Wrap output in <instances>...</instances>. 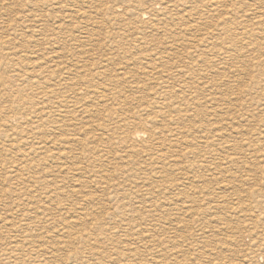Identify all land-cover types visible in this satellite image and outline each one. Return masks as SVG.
<instances>
[{"label":"rangeland","instance_id":"1","mask_svg":"<svg viewBox=\"0 0 264 264\" xmlns=\"http://www.w3.org/2000/svg\"><path fill=\"white\" fill-rule=\"evenodd\" d=\"M215 1L0 0V264H264V0Z\"/></svg>","mask_w":264,"mask_h":264},{"label":"bare ground","instance_id":"2","mask_svg":"<svg viewBox=\"0 0 264 264\" xmlns=\"http://www.w3.org/2000/svg\"><path fill=\"white\" fill-rule=\"evenodd\" d=\"M123 1H125V0H123ZM127 1H128V0H126V2H127ZM145 1H146V0H145ZM163 1H164V0H163ZM202 1H203V0H201V2H202ZM207 1H209V0H207ZM212 1H213V0H212ZM236 1H237V0H236ZM149 2H150V0H149ZM157 2H158V1H157ZM192 2H193V0H192ZM198 2H199V0H198ZM204 2H205V1H204ZM214 2H215L216 5L219 3V2H216L215 0H214ZM122 3H125V2H122ZM122 3H121V4H122ZM151 3H152V2H151ZM153 3H154V2H153ZM169 3H170V2H169ZM223 3H224V2H223ZM223 3H222V4H223ZM225 3H226V2H225ZM237 3H239V1H238ZM155 4H156V3H155ZM158 4H159V3H157V5H158ZM173 4H174V3H173ZM211 4L213 5V2H211ZM127 5H128V4H127ZM157 5H156V6H157ZM160 5H161V4H160ZM174 5H175V4H174ZM207 5H209V4H207ZM223 5H224V4H223ZM152 6H153V5H152ZM195 6H196V5H195ZM205 6H206V4H205ZM209 6H211V5H209ZM227 6H228V3H227ZM252 6H253V5H252ZM254 6H255V5H254ZM160 7H161V6H160ZM172 7H173V6H172ZM174 7H175V6H174ZM174 7H173V8H174ZM214 7H215V6H214ZM235 7H236V6H235ZM165 8H166V7H165ZM206 8H207V6H206ZM217 8H219V7H217ZM166 9H167V8H166ZM169 9H170V8H169ZM181 9H182V8H181ZM215 9H216V8H215ZM221 9H222V8H221ZM237 9H238V8H237ZM197 10H198V9H197ZM204 10H205V9H204ZM232 10H233V9H227V10L225 9L224 16H226L225 18H226L227 20H228V16L231 15V14L234 12V11H232ZM235 10H236V9H235ZM163 11H164V10H163ZM166 11H167V10H166ZM177 11H178V10H177ZM180 11H181V10H180ZM206 11H207V10H206ZM210 11H211V10H210ZM215 11H216V10H215ZM238 11H239V10H238ZM194 12H195V11H194ZM177 13H178V12H177ZM204 13L206 14V12H204ZM213 13H214V12H213ZM145 14H146V13H145ZM150 14H151V13H150ZM159 14H160V13H159ZM192 14H193V13H192ZM211 14H212V13H211ZM215 14H216V13H215ZM142 15H144V13H143ZM185 15H186V14H185ZM191 16H192V15H191ZM196 16H197V15H196ZM198 16H199V14H198ZM203 16H204V15H203ZM235 16H236V15H235ZM235 16H234V17H235ZM238 16H239V15H238ZM165 17H166V16H165ZM183 17H184V16H183ZM193 17H194V16H193ZM200 17H201V16H200ZM211 17H212V16H211ZM216 17H217V15H216ZM220 17H221V16H220ZM230 17H231V16H230ZM258 17H259V16H258ZM159 18H160V17H159ZM168 18H170V17H168ZM188 18H189V17H188ZM201 18H202V17H201ZM213 18H215V16H214ZM217 18H218V17H217ZM222 18H223V17H222ZM225 18H223V20H224ZM260 18H261V17H260ZM160 19H161V18H160ZM162 19H164V17H163ZM233 19H234V18H233ZM204 20H205V19H204ZM209 20H210V19H209ZM211 20H213V19H211ZM215 20L217 21V19H215ZM223 20L221 21V19H220V21L222 22V23H221L222 32H223V26L226 25V22H224ZM186 21H187V20H186ZM192 21H193V20H192ZM197 21H198V20H196V22H197ZM152 22H153V21H152ZM174 22H175V20H174ZM184 22H185V20H184ZM202 22H203V21H202ZM209 22H210V21H209ZM228 22H229V21H228ZM231 22H232V21H231ZM161 23H162V22H161ZM189 23H190V22H189ZM189 23H188V24H189ZM211 23H212V22H211ZM213 23H214V22H213ZM229 23H230V22H229ZM154 24H155V23H154ZM158 24H159V23H158ZM188 24H187V25H188ZM204 24H205V23H204ZM208 24H209V23H208ZM218 24H219V22H218ZM231 24H232V23H231ZM237 24H238V23H237ZM166 25H167V24H166ZM181 25H182V23H181ZM185 25H186V23H185ZM193 25H194V24H193ZM201 25H202V24H201ZM213 25H214V24H213ZM153 26H154V25H153ZM155 26H156V25H155ZM155 26H154V27H155ZM183 26H184V23H183ZM195 26H196V28L198 29V27H199L200 25H199V26H198V25H195ZM197 26H198V27H197ZM237 26H238V25H237ZM208 27H209V26H208ZM218 27H219V26H218ZM218 27H217V28H218ZM257 27H258V26H257ZM217 28H216V29H217ZM242 28H243V27H242ZM183 29H184V28H183ZM187 29H188V28H187ZM227 29H228V28H227ZM239 29H240V28H239ZM220 30H221V29H220ZM220 30H219V31H220ZM229 30H230V29H229ZM232 30H233V29H232ZM232 30H231V32H232ZM237 30H238V29H237ZM237 30H236V31H237ZM191 31H192V30H191ZM196 31H197V30H196ZM238 31H240V30H238ZM194 32H195V31H194ZM222 32H221V34H222ZM228 32H229V31H228ZM240 32H241V31H240ZM215 33H216V30H215ZM232 33H233V32H232ZM234 33H235V32H234ZM189 34H190V33H189ZM193 34H194V33H193ZM206 34H207V33H206ZM228 34H229V33H228ZM198 35H199V34H198ZM203 35H204V34H203ZM223 35H224V33H223ZM231 35H232V34H231ZM238 35H240V34H238ZM211 36H213V35H211ZM220 36H221V35H220ZM233 36H234V35H233ZM242 36H244V35H242ZM202 37H203V36H202ZM207 37H208V36H207ZM214 37H216V36H214ZM214 37H213V38H214ZM223 37H225V36H223ZM228 37H229V36H228ZM228 37H227V39H228ZM235 37H239V36L235 35ZM199 38H200V37H199ZM209 38H210V37H209ZM218 38H219V37H218ZM240 39H241V38H240ZM3 40H4V39L1 40V38H0V45H3V44L5 45V42H4ZM199 40H200V39H199ZM210 40H211V39H210ZM223 40L225 41V39H223ZM204 41H205V39H204ZM204 41H202V39L200 40V42L198 41L199 43H198L197 46H196L197 49H199V48L202 46V43H203ZM208 41H209V40H208ZM212 41H213V40H212ZM216 41H217V40H216ZM233 41H234V40H233ZM210 42H211V41H210ZM221 42H223V41H221ZM227 42H228V41H227ZM223 43H224V42H223ZM225 43H226V42H225ZM204 44H206V43H204ZM204 44H203V45H204ZM204 46H205V45H204ZM206 46H207V45H206ZM212 46H213V45H212ZM225 46H226V45H225ZM225 46H223V47H225ZM2 47H3V46H2ZM2 47H1V48H2ZM1 48H0V49H1ZM204 48H205V47H204ZM207 48H208V47H207ZM221 48H222V47H221ZM201 49H202V48H201ZM226 50H227V49H226ZM7 51H8V50H7ZM220 51H221V50H220ZM223 53H224V52H223ZM223 53H217L216 57H219V58H220V57H221L220 55H223ZM1 54H2V53H1ZM202 55H203V54H202ZM9 56H10V55H9ZM56 56H57V55H56ZM214 56H215V54H214ZM12 57H13V56H12ZM216 59H217V58H216ZM53 60H54V59H53ZM111 60H112V59H111ZM162 60H163V59H162ZM197 61H198V60H197ZM200 61H201V60H200ZM32 62H33V61H32ZM202 62H203V61H202ZM213 62H214V61H213ZM217 62H218V60H217ZM46 63H47V62H46ZM108 63H109V62H108ZM162 63H163V62H162ZM214 63H215V62H214ZM225 63H226V62H225ZM178 64H179V63H178ZM201 64H202V63H201ZM203 64H204V63H203ZM20 65H21V63H20ZM212 65H213V63H212ZM18 66H19V65H18ZM85 66H86V65H85ZM85 66H79V67H78V66H75L74 68L76 69V68L78 67V69H79V68L81 69V68H83V67H85ZM153 66H154V65H153ZM214 66H217L216 63L214 64ZM214 66H213V67H214ZM35 67H36V66H35ZM69 67H70V66H69ZM71 67H72V66H71ZM71 67H70L69 69H71ZM86 67H87V66H86ZM96 67H97V66H96ZM105 67H107V66H105ZM163 67H165V66H163ZM171 67H172V66H171ZM184 67H185V66L183 65V68H184ZM206 67H207V66H206ZM41 68H42V67H41ZM91 68L93 69L94 66L91 67ZM159 68H160V67H159ZM210 68H211V66L209 67V69H210ZM26 69H27V68H26ZM72 69H73V68H72ZM143 69H144V68H143ZM150 69H151V66L146 67L145 70H144V72H142V73H143L144 75L148 76V74L150 73ZM154 69H155V68H154ZM165 69H166V68H165ZM173 69H174V68H173ZM173 69H172V70H173ZM178 69H180V68H178ZM186 69H187V68H186ZM193 69H194V67H193ZM207 69H208V68H207ZM207 69H206V70H207ZM33 70H34V68H33ZM85 70L87 71V68H86ZM151 70H152V69H151ZM155 70H156V69H155ZM184 70H185V69H184ZM210 70H211V69H210ZM35 71H36V70H35ZM38 71H40V70H38ZM71 71H72V70H71ZM76 71H77V69H76ZM117 71H118V70H117ZM160 71H161V70H160ZM169 71H170V69H169ZM79 72H80L79 74H81V71H80V70H79ZM92 72H93V71H92ZM95 72H96V69H95ZM95 72H94V73H95ZM119 72H120V71H119ZM201 72H202V71H201ZM203 72H204V71H203ZM214 72H215V70H214ZM34 73H35V72H34ZM41 73H42V72H41ZM89 73H90V72H89ZM121 73H122V74H121ZM159 73H162V72H159ZM167 73H168V72H167ZM174 73H175V72H174ZM178 73H179V72H178ZM181 73H182V72H181ZM192 73H194V72H192ZM75 74H76V73H75ZM100 74H101V72H100ZM102 74H103V73H102ZM104 74H105V73H104ZM120 74H121V75H125V77H127V78H131V77L133 78V77H134V76H133L134 74L128 73L127 71H125V69H122V71L120 72ZM157 74H158V73H157ZM170 74H171V73H170ZM190 74H191V73H190ZM210 74H211V73H210ZM39 75H40V74H39ZM43 75H44V74H43ZM43 75H41V76L43 77ZM81 75H82V74H81ZM83 75H84V74H83ZM182 75H183V74H182ZM182 75H181V77H182ZM193 75H194V74H193ZM85 76H86V75H85ZM90 76H91V74H90ZM94 76H96V74H95ZM100 76H101V75H100ZM116 76H117V75H116ZM153 76H154V75H153ZM163 76H164V75H163ZM188 76H189V75H188ZM198 76H199V75H198ZM209 76H210V75H209ZM37 77H38V76H37ZM42 77H40V78H42ZM46 77H48V76H46ZM46 77H44V79H45ZM96 77H97V76H96ZM164 77H165V76H164ZM167 77L169 78V76H167ZM167 77H166V79H167ZM192 77H193V76H192ZM202 77H205V76H202ZM202 77H201V78H202ZM26 78H28V77H26ZM30 78H31V77H30ZM34 78H36V77H34ZM85 78H88V77H85ZM99 78H100V77H99ZM117 78H118V77H117ZM117 78H116V79H117ZM161 78H162V77H161ZM208 78H209V77H208ZM36 79H37V78H36ZM36 79H35V80H36ZM95 79H97V78H95ZM116 79H115V80H116ZM166 79H165V81H166ZM193 79H195V78H193ZM206 79H207V78H206ZM31 80H32V79H31ZM46 80H47V79H46ZM92 80H93V79H92ZM156 80H157V79H156ZM203 80H204V79H203ZM19 81H20V80H19ZM37 81H38V79H37ZM86 81H87V80H86ZM167 81H168V79H167ZM167 81H166V82H167ZM208 81H209V80H208ZM216 81H217V80H216ZM28 82H29V81H28ZM82 82H83V81H82ZM163 82H164V81H163ZM42 83H43V82H42ZM47 83H48V82H47ZM92 83H93V82H92ZM164 83H165V82H164ZM31 84H32V82H31ZM45 84H46V83H44L43 85H45ZM64 84H65V83H64ZM82 84H83V83H82ZM82 84H81V85H82ZM89 84H91V83H89ZM89 84H88V85H89ZM211 84H212V82H211ZM22 85H23V83H22ZM26 85H27V84H26ZM43 85H42V86H43ZM47 85H48V84H47ZM92 85H93V84H92ZM95 85H97V84H95ZM212 85H213V84H212ZM31 86H32V85H31ZM160 86H161V85H160ZM35 87H37V85H36ZM68 87H73V88H75V87H81V86L78 85V83H74V84H69ZM94 87H95V86H94ZM94 87H93V90H92V91L90 90V93H89V94H90V97H92V99H93L95 102H97V103H98V102H104L105 99H106V97H107V94L105 93V90H104L103 88H95V89H94ZM85 88H87V87H85ZM137 88H138V87H137ZM162 88H163V86H162V87H159V90H161ZM45 89H46V88H45ZM78 89H79V88H78ZM90 89H91V87H90ZM167 89H168V88H167ZM167 89L165 88V90H167ZM41 90H42V89H41ZM62 90H63V89H62ZM65 90H66V89H65ZM88 90H89V88H88ZM170 90H173V89H170ZM203 90H204V89H203ZM208 90H210V89H208ZM161 91H162V90H161ZM161 91H158V92H161ZM175 91H176V90H175ZM179 91H180V89H179ZM204 91H205V90H204ZM215 91H216V90H215ZM22 92H24V91H22ZM158 92H156V93H158ZM169 92H170V91H169ZM173 92H174V91H173ZM177 92H178V91H177ZM224 92H225V91H224ZM53 93H54V92H53ZM53 93H52V94H53ZM163 93H164V92H163ZM175 93H176V92H175ZM175 93H174V94H175ZM178 93H179V92H178ZM192 93H193V92H192ZM52 94H51V95H52ZM87 94H88V93H87ZM87 94H85V95H87ZM159 94H160V93H159ZM166 94H167V93H166ZM168 94H169V93H168ZM176 94H177V93H176ZM46 95H47V94H46ZM80 95H81V94H80ZM83 95H84V94H83ZM155 95H156V94H155ZM161 95H162V94H161ZM171 95H173V94H171ZM188 95H189V94H188ZM190 95H191V94H190ZM194 95H195V93H194ZM196 95H197V94H196ZM174 96H175V95H174ZM176 96L178 97V95H176ZM179 96H180V94H179ZM182 96H183V95H182ZM191 96H192V95H191ZM197 96H198V95H197ZM211 96H212V95H211ZM81 97H83V96H81ZM84 97H85V96H84ZM90 97H88V98L91 99ZM165 97H166V96H164V98H165ZM207 97H208V96H207ZM151 98H152V97H151ZM169 98H171V96H170ZM172 98H173V97H172ZM180 98H181V97H180ZM193 98H194V97H193ZM213 98H214V97H213ZM80 99H81V98H80ZM80 99H79V100H80ZM107 99H108V98H107ZM159 99H160V98H159ZM159 99H158V100H159ZM166 99H167V97H166ZM184 99H185V98H184ZM188 99H190V98H188ZM79 100H78V102H79ZM86 100H87V99H86ZM163 100H164V99H163ZM207 100H208V99H207ZM211 100H213V99H211ZM80 101L82 102V100H80ZM87 101H88V100H87ZM87 101L84 100V102H87ZM160 101H161V100H160ZM164 101H165V100H164ZM209 101H210V100H209ZM209 101H208V102H209ZM88 102H89V101H88ZM172 102H173V101H172ZM193 102H194V101H193ZM197 102H198V101H197ZM210 102H211V101H210ZM216 102H217V101H216ZM162 103H163V102H162ZM187 103H188V102H187ZM212 103H213V101H212ZM153 104H154V103H153ZM155 104H156V103H155ZM158 104H159V103H158ZM164 104H165V103H164ZM81 105H82V104H81ZM83 105H84V104H83ZM162 105H163V104H162ZM162 105H160V106H162ZM168 105H170V104H168ZM212 105H213V104H212ZM76 106H77V103H76ZM157 106H159V105H157ZM160 106H159V107H156V106H155L156 108H158V112H159V113H160V108H161ZM163 106H164V105H163ZM163 106H162V107H163ZM42 107H44V106H42ZM46 107H47V106H46ZM83 107H85V105H84ZM167 107H169V106H167ZM170 107H171V106H170ZM170 107H169V108H170ZM173 107H174V106H173ZM173 107H172V108H173ZM185 107H186V106H185ZM194 107H195V106H194ZM197 107H198V106H197ZM164 108H165V107H164ZM176 108H177V107H176ZM176 108H175V109H176ZM39 109H40V108H39ZM78 109H79V108H78ZM80 109H81V108H80ZM80 109H79V110H80ZM43 110H44V109H43ZM82 110H83V109H82ZM82 110H81V111H82ZM161 110H163V108H162ZM166 110H167V109H166ZM181 110H182V109H181ZM183 110H184V109H183ZM188 110H189V109H188ZM188 110H187V111H188ZM192 110H194V109H192ZM219 110H220V109H219ZM184 111H185V110H184ZM184 111H183V112H184ZM32 112H34V111H32ZM78 112H79V111H78ZM84 112H85V110H84ZM89 112H90V111H89ZM172 112H174V111H171V114H172ZM178 112L180 113V111H178ZM188 112H189V111H188ZM188 112H186V113H188ZM29 113H31V112H29ZM79 113H80V112H79ZM166 113H168V112H166ZM181 113H182V112H181ZM189 113H190V112H189ZM219 113H220V112H219ZM221 113H222V112H221ZM52 114H53V113H52ZM64 114H67V113H64ZM85 114H86V112H85ZM22 115H23V114H22ZM22 115H21V116H22ZM26 115H27V114H26ZM30 115H31V114H30ZM34 115H35V114H34ZM40 115H41V114H40ZM61 115H62V114H61ZM67 115H68V114H67ZM83 115H84V114H83ZM87 115H89L88 112H87ZM164 115H165V114H164ZM168 115H169V114H168ZM168 115H167V116H168ZM174 115H175V114H174ZM176 115H177V113H176ZM38 116H39V115H38ZM64 116H65V115H64ZM79 116H80V115H79ZM91 116H92V115H91ZM152 116H153V115H152ZM155 116H156V115H155ZM171 116H172V115H171ZM12 117H13V116H12ZM40 117H41V116H40ZM46 117H47V115H46ZM75 117H76V116H75ZM86 117H87V116H86ZM153 117H154V116H153ZM160 117H162V116H160ZM175 117H176V116H175ZM41 118H42V117H41ZM61 118H62V117H61ZM155 118H156V117H155ZM177 118H178V117H177ZM9 119H10V118H9ZM32 119L34 120V118H32ZM36 119L38 120V118H36ZM156 119H157V118H156ZM162 119H163V118H160V119H157V120L160 121V120H162ZM166 119H167V118H166ZM174 119H175V118H174ZM62 120H63V118H62ZM64 120H65V119H64ZM66 120H67V119H66ZM73 120H74V119H73ZM76 120H78V119H76ZM82 120H83V119H82ZM164 120H165V119H164ZM15 122H16V121H15ZM21 122H22V121H21ZM34 122H36V121H34ZM50 122H51V121H50ZM70 122H72V121H70ZM82 122H83V121H82ZM154 122H155V121H154ZM160 122H161V121H160ZM174 122H175V120H174ZM4 123H5V122H4ZM29 123H30V122H29ZM29 123H28V125H29ZM66 123H67V122H66ZM76 123H77V122H76ZM78 123H79V122H78ZM78 123H77V124H78ZM147 123H148V122H147ZM165 123H166V122H165ZM169 123H170V122H169ZM169 123H168V124H169ZM16 124H17V123H16ZM18 124H19V123H18ZM24 124H25V123H24ZM30 124H31V123H30ZM34 124H35V123H34ZM37 124H38V123H37ZM41 124H42V123H41ZM81 124H82V123H81ZM148 124H149V123H148ZM152 124L154 125V123H152ZM157 124H158V123H157ZM157 124H156V125H157ZM161 124H162V123H161ZM170 124H171V123H170ZM177 124H178V123H177ZM19 125H20V124H19ZM22 125H23V123H22ZM22 125H21V126H22ZM68 125H69V124H68ZM82 125H83V124H82ZM126 125H127V122H126L125 125H124V129L127 127ZM171 125L173 126V123H172ZM5 126H6V125H5ZM7 126H8V125H7ZM37 126H38V125H37ZM42 126H43V125H42ZM48 126H50V125H48ZM74 126H75V124H74ZM160 126H162V125H160ZM179 126H180V125H179ZM9 127H10V125H9ZM12 127H13V126H12ZM12 127H10V129H8V130H11ZM23 127H24V126H22V128H23ZM72 127H73V126H71V128H72ZM76 127H78V126H76ZM176 127H177V126H176ZM5 128H6V127H5ZM17 128H18V127H17ZM20 128H21V127H20ZM94 128H97V127H94ZM94 128H93V130H95ZM154 128H155V127H154ZM157 128H158V127H157ZM169 128H170V127H169ZM169 128H168V129H169ZM178 128H179V127H178ZM6 129H7V128H6ZM23 129H24V128H23ZM27 129H28V127H27ZM42 129H43V128H42ZM98 129H99V128H98ZM155 129H156V128H155ZM155 129H154V130L152 129V130H150V131L148 130V132L150 133L149 137L152 138V139L154 138V135L156 134ZM164 129H165V128H161L159 131L156 130V131H158V135H159V136H158V137H155V138H156L155 141L157 140V142H156V144H155V147L153 146V144H149V145H152V148L156 149V151L158 150V148L160 149L161 146H164V144H165L164 142H167V141H165L164 137L162 136V134H164V133H163V132H164ZM174 129H175V127H174ZM214 129H215V128H213V130H214ZM24 130H25V129H24ZM35 130H36V129H34L33 131H35ZM73 130H74V129H73ZM75 130H76V129H75ZM75 130H74V131H75ZM99 130H100V129H99ZM101 130H102V129H101ZM169 130H170V129H169ZM58 131H59V130H58ZM60 131H61V128H60ZM60 131H59V132H60ZM70 131H72V130H70ZM78 131H79V130H78ZM96 131H97V130H96ZM171 131H172V130H171ZM174 131L176 132V130H174ZM25 132H26V131H25ZM28 132H29V131H28ZM143 132H144V131H134L133 133H130V134H132V136H133V135H135V136H139V135H141ZM145 132H146V131H145ZM145 132H144V133H145ZM169 132H170V131H169ZM6 133H7V132H6ZM6 133H5V134H6ZM21 133H23V131H22ZM41 133H42V132H41ZM82 133H83V132H82ZM176 133H177V132H176ZM176 133H174V134H176ZM179 133H180V132H179ZM211 133H212V132H211ZM14 134H15V132H14ZM130 134H129V135H130ZM166 134H167V133H166ZM15 135H16V134H15ZM36 135H37V134H36ZM38 135H39V134H38ZM48 135H49V134H48ZM104 135H105V134H104ZM143 135H144V134H143ZM164 135H165V134H164ZM167 135H168V134H167ZM167 135H166V136H167ZM170 135H171V134H170ZM182 135H183V134H182ZM61 136H62V135H61ZM102 136H103V135H102ZM156 136H157V135H156ZM168 136H169V135H168ZM11 137H12V136H11ZM32 137H33V135H32ZM106 137H107V136H106ZM127 137H128L127 135H126V137H125V136H123V137H118V138H116V141H117L118 144H122V145H124L126 148H128V149L131 150V149H133V148L130 146L132 143L129 145V143L131 142V141H130L131 139H129V138H127ZM24 138H25V137H24ZM24 138H23V139H24ZM57 138H58V137H57ZM97 138H98V137H97ZM167 138H168V137H167ZM172 138H173V136L171 137V140H172ZM176 138H177V137H176ZM46 139H47V138H46ZM78 139H79V138H78ZM169 139H170V137H169ZM42 140H43V139H42ZM108 140H109L110 143H111V142H113L114 139H113L111 136H108ZM181 140H182V139H181ZM185 140H186V139H185ZM19 141H20V140H19ZM22 141H23V140H22ZM24 141H25V140H24ZM24 141H23V142H24ZM66 141H67V140H66ZM7 142H8V141H7ZM68 142H69V141H68ZM171 142H173V144H174V141H170V143H171ZM188 142H189V141H188ZM76 143H77V142H76ZM135 143H136V142H135ZM150 143H153V141L150 142ZM154 143H155V142H154ZM170 143H169V144H170ZM175 143H177V142H175ZM32 144H33V143H32ZM55 144H56V143H55ZM133 144H134V143H133ZM167 144H168V143H167ZM21 145H22V144H21ZM33 145H34V144H33ZM165 145H166V144H165ZM9 146H10V145H9ZM25 146H26V145H25ZM28 146H29V145H28ZM34 146H35V145H34ZM120 146H121V145H120ZM142 146H143V145H142ZM147 146H148V145H147ZM169 146H171V144H170ZM169 146H168V147H169ZM115 147H116V146H115ZM164 147H166V146H164ZM178 147H179V146H178ZM134 148H135V147H134ZM140 148H141V147H140ZM145 148H146V146H145ZM148 148H149V147H148ZM152 148H149V149H152ZM161 148H163V147H161ZM35 149H36V148H35ZM142 149H143V148H142ZM163 149H164V148H163ZM163 149H162V151H164ZM226 149H227V148H226ZM144 150H145V149H144ZM147 150H148V149H147ZM160 150H161V149H160ZM35 151H36V150H35ZM148 151H149V150H148ZM148 151H146V152H148ZM154 151H155V150H154ZM23 152H24V151H23ZM25 152H26V151H25ZM40 152H41V151H40ZM28 154H29V153H28ZM9 155H10V154H9ZM29 155H30V154H29ZM57 155H58V154H57ZM65 155H66V154H65ZM51 156H52V155H51ZM133 156H134V155H133ZM149 156H150V154H149ZM20 157H21V156H20ZM26 157H27V156H26ZM23 158H24V157H23ZM42 158H43V157H42ZM165 158H166V157H165ZM4 159H5V158H4ZM149 159H150V158H149ZM160 159H161V158H160ZM12 160H13V159H12ZM31 160H32V159H31ZM51 160H52V159H51ZM83 160H84V159H83ZM155 161H157V160H155ZM11 162H12V161H11ZM158 162H159V161H158ZM129 163H130V161H129ZM135 163H136V162H135ZM135 163H134V164H135ZM13 164H14V163H13ZM24 164H25V163H24ZM11 165H12V164H11ZM131 165H132V164H131ZM19 166H20V165H19ZM133 166L136 167L135 165H133ZM44 167H45V166H44ZM60 168H61V167H60ZM25 169H26V168H25ZM135 169H136V168H135ZM20 170H21V169H20ZM23 170H24V169H23ZM130 170H131V172H132V169H130ZM24 171H25V170H24ZM33 171H34V170H33ZM29 172H30V171H29ZM63 172H64V171H63ZM21 173H22V172H21ZM126 173H127V172H126ZM23 174H24V173H23ZM132 174H133V173H132ZM133 175H134V174H133ZM139 175H140V174H139ZM141 175H142V174H141ZM26 176H27V175H26ZM41 176H42V175H41ZM45 176H46V175H45ZM94 176H95V175H94ZM137 176H138V175H137ZM50 178H51V177H50ZM133 178H134V177H133ZM26 180H27V178H26ZM30 180H31V179H30ZM123 180H124V179H123ZM9 181H10V180H9ZM20 181H21V180H20ZM20 181H19V182H20ZM23 181H24V180H23ZM68 181H69V180H68ZM68 181H67V182H68ZM19 182H18V183H19ZM36 182H37V181H36ZM74 182H75V181H74ZM74 182H73V183H74ZM77 182H78V181H77ZM107 182H108V181H107ZM39 183H40V182H39ZM39 183H38V184H39ZM50 183H51V182H50ZM63 183H64V182H63ZM98 183H99V182H98ZM144 183H146V182H144ZM20 184H21V183H20ZM42 184H43V183H42ZM60 184H61V183H60ZM35 185H36V184H35ZM62 185H63V184H62ZM146 185H147V184H146ZM33 186H34V185H33ZM44 186H45V185H44ZM142 186H143V185H142ZM16 187H17V186H16ZM41 187H42V186H41ZM73 187H74V186H73ZM109 187H110V186H109ZM143 187H144V186H143ZM146 187H147V186H146ZM146 187H145V188H146ZM28 188H29V187H28ZM38 188H39V186H38ZM12 189H13V188H12ZM147 189H148V188H147ZM149 189H150V188H149ZM149 189H148V190H149ZM36 190H37V189H36ZM57 190H58V189H57ZM142 190H144V189H142ZM10 191H11V190H10ZM51 191H52V190H51ZM33 192H34V191H33ZM115 192H116V191H115ZM144 192H146V191H144ZM149 192H150V190L148 191V193H149ZM48 193H49V192H48ZM76 193H77V192H76ZM35 194H36V193H35ZM35 194H34V195H35ZM144 194H146V193H144ZM144 194H143V195H144ZM72 195H73V194H72ZM77 195H78V194H77ZM46 196H47V195H46ZM116 196H117V195H116ZM145 196H146V195H145ZM51 197H52V196H51ZM131 197H132V196H131ZM35 198H36V197H35ZM114 198H115V197H114ZM115 199H116V198H115ZM133 199H134V198H133ZM40 200H41V199H40ZM94 201H95V200H94ZM94 201H93V202H94ZM96 201H97V200H96ZM117 201H118V200H117ZM117 201H115V202H117ZM65 202H66V201H65ZM129 202H130V201H129ZM43 203H44V202H43ZM90 204H91V203H90ZM131 204H132V203H131ZM31 205H32V204H31ZM29 206H30V205H29ZM37 206H38V205H37ZM129 206H130V205H129ZM131 206H132V205H131ZM17 207H18V206H17ZM114 207H115V206H114ZM159 207H160V206H159ZM37 208H38V207H37ZM40 208H41V207H40ZM48 208H49V207H48ZM63 208H64V207H63ZM88 208H89V207H88ZM118 208H120V207H118ZM121 208H122V207H121ZM161 208H162V207H161ZM31 209H32V208H31ZM115 209H116V208H115ZM115 209H114V210H115ZM38 210H39V209H38ZM70 210H71V209H70ZM28 212H29V211H28ZM65 212H66V211H65ZM85 212H86V211H85ZM63 213H64V212H63ZM143 213H144V212H143ZM36 215H37V214H36ZM78 215H79V214H78ZM84 215H85V213H84ZM136 215H138V214H136ZM39 216H40V214H39ZM66 216H67V215H66ZM69 216H70V215H69ZM116 216H117V215H116ZM122 216H123V215H122ZM81 217H82V216H81ZM124 218H125V217H124ZM43 219H44V218H43ZM60 221H61V220H60ZM123 221H124V219H123ZM23 222H24V221H23ZM41 222H42V220H41ZM43 222H44V221H43ZM77 222H78V221H77ZM81 222H82V221H81ZM112 222H113V221H112ZM124 222H125V221H124ZM133 222H134V221H133ZM35 223H36V221H35ZM78 223L81 224L80 222H78ZM140 223H142V222H140ZM47 224H48V223H47ZM67 225H68V227H69V224H67ZM88 226H89V225H88ZM59 227H60V226H59ZM72 227H74V226H71V228H72ZM85 227H87V226H85ZM96 227H97V226H96ZM49 228H50V227H49ZM66 228H67V227H66ZM69 228H70V227H69ZM94 228H95V227H94ZM104 228H105V227H104ZM60 230H61V228H60ZM67 230H68V229H67ZM69 230H70V229H69ZM96 230H97V229H96ZM129 230H130V229H129ZM138 230H139V229H138ZM56 232H57V230H56ZM69 232H71V230H70ZM116 232H117V231H116ZM135 232H136V231H135ZM44 233H45V232H44ZM83 233H84V232H83ZM128 233H129V232H128ZM128 233H127V234H128ZM136 234H137V233H136ZM54 235H55V234H54ZM70 235H71V234H70ZM92 235H93V234H92ZM122 235H123V234H122ZM146 235H147V234H146ZM32 236H34V235H32ZM40 236H41V235H40ZM59 237H60V236H59ZM90 237H92V236H90ZM113 237H114V236H113ZM132 237H133V236H132ZM61 238H62V237H61ZM148 238H149V237H148ZM49 239H50V238H49ZM78 239H79V238H78ZM92 239H93V238H92ZM98 239H99V238H98ZM111 239H112V238H111ZM146 239H147V238H146ZM31 240H32V239H31ZM33 240H34V239H33ZM53 240H54V239H53ZM63 240H64V239H63ZM90 240H91V239H90ZM123 240H125V239H123ZM27 241H28V239H27ZM100 241H101V240H100ZM142 241H143V240H142ZM146 241H147V240H146ZM29 242H30V241H29ZM35 242H36V241H35ZM95 242H96V241H95ZM64 243H65V242H64ZM77 243H78V242H77ZM38 244H39V243H38ZM75 244H76V243H75ZM87 244H88V242H87ZM46 245H47V244H46ZM68 245H69V244H68ZM93 245H94V244H93ZM54 246H55V245H54ZM92 248H93V247H92ZM42 249H43V248H42ZM45 249H46V248H45ZM14 250H15V249H14ZM40 250H41V249H40ZM15 251H16V250H15ZM43 251H44V250H43ZM78 251H79V250H78ZM32 253H33V252H32ZM38 253H39V252H38ZM65 253H66V252H65ZM71 253H72V252H71ZM78 253H79V252H78ZM33 254H34V253H33ZM90 256H91V254H90ZM31 257H32V256H31ZM38 259H39V258H38ZM88 259H89V258H88ZM54 262H55V261H54ZM31 263H33V262H31ZM50 264H51V263H50Z\"/></svg>","mask_w":264,"mask_h":264}]
</instances>
